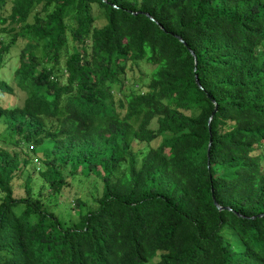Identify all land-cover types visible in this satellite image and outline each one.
I'll return each mask as SVG.
<instances>
[{"label": "trees", "instance_id": "obj_1", "mask_svg": "<svg viewBox=\"0 0 264 264\" xmlns=\"http://www.w3.org/2000/svg\"><path fill=\"white\" fill-rule=\"evenodd\" d=\"M15 48L0 264H264V0H0V68ZM35 160L50 194L100 177L99 207L64 226L44 185L15 198Z\"/></svg>", "mask_w": 264, "mask_h": 264}, {"label": "rangeland", "instance_id": "obj_2", "mask_svg": "<svg viewBox=\"0 0 264 264\" xmlns=\"http://www.w3.org/2000/svg\"><path fill=\"white\" fill-rule=\"evenodd\" d=\"M96 25L98 27H102L106 20L104 18L103 10L96 8ZM18 53V48L13 50L11 57H15ZM8 61V60H7ZM17 67L16 57L14 59H10L7 62L5 67L0 68V79L5 81L9 85L14 84V70ZM150 70L149 67L145 64H141V70L134 69V71L128 72V80L125 92H129L130 89H138L141 85H143V78L146 77V82L150 78ZM145 82V83H146ZM26 99V94L22 91H19L15 88L13 94L5 93L0 90V105L13 108L17 106L23 105ZM6 140L7 144L2 141ZM13 141L10 136V131L7 129V125L4 122L0 123V146L6 147L10 150L14 149L13 145H9ZM150 148L149 143L147 142H139L136 141L134 144V149L137 152L144 153L147 149ZM42 148L39 149V153H42ZM257 153L261 154V163L264 169V149L258 150ZM41 164V160L34 161L30 164V166L25 171L24 175L21 177H16V179L12 182L14 187V197L22 198L26 195L25 184L30 180V185L35 193L40 192L41 187L44 185V201L45 207L49 212H53L64 224V226L73 225L79 221L80 215L86 214L88 211L95 210L99 207V200L103 195V182L98 176H91L86 178L84 176H77L72 180V185L65 188L61 193L50 194L49 187L45 184V181L39 174V168L37 166ZM127 172V165H122L115 173L114 177H120L124 173ZM31 176V177H30ZM3 194L0 191V204L2 200ZM82 202V206L79 208L77 206V201ZM17 215H22L24 209L21 207H17L16 209ZM33 218V217H32ZM233 246L236 249L241 247V243L238 242L237 239L231 240Z\"/></svg>", "mask_w": 264, "mask_h": 264}, {"label": "water", "instance_id": "obj_3", "mask_svg": "<svg viewBox=\"0 0 264 264\" xmlns=\"http://www.w3.org/2000/svg\"><path fill=\"white\" fill-rule=\"evenodd\" d=\"M148 16L150 17L151 20H154L153 17H151L150 15H148ZM178 39H179L183 44L186 45L185 41H184L181 37H178ZM192 54L194 55V52H192ZM196 82H197V84L201 87V89H203V87H202L201 84H200V81H199L198 76H196ZM214 102H215V101H214ZM216 112H217V107H216V110H215V112L213 113L211 119L209 120V124L211 123L212 118H213V116L215 115ZM211 144H212V140L210 141V146H211ZM213 199H214L215 205L217 206V208H218L220 211L225 210V209L232 210L231 208H225V207H222V206H221V205L215 200V196H213ZM261 216H262V215H261Z\"/></svg>", "mask_w": 264, "mask_h": 264}, {"label": "built area", "instance_id": "obj_4", "mask_svg": "<svg viewBox=\"0 0 264 264\" xmlns=\"http://www.w3.org/2000/svg\"><path fill=\"white\" fill-rule=\"evenodd\" d=\"M37 161V160H36Z\"/></svg>", "mask_w": 264, "mask_h": 264}]
</instances>
